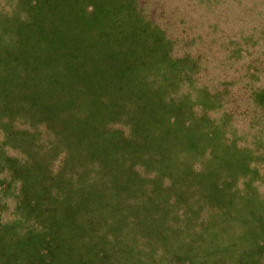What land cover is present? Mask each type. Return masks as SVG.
<instances>
[{"label": "rangeland", "instance_id": "1", "mask_svg": "<svg viewBox=\"0 0 264 264\" xmlns=\"http://www.w3.org/2000/svg\"><path fill=\"white\" fill-rule=\"evenodd\" d=\"M251 96L264 0H0V264H264Z\"/></svg>", "mask_w": 264, "mask_h": 264}, {"label": "trees", "instance_id": "2", "mask_svg": "<svg viewBox=\"0 0 264 264\" xmlns=\"http://www.w3.org/2000/svg\"><path fill=\"white\" fill-rule=\"evenodd\" d=\"M61 97L67 98V97H73V96H61ZM102 97L104 96H76V103H78V106L83 107L86 114L89 115L88 118H84V117L80 118V120L82 119L84 120L83 124L86 126V129H88L87 125H90V122L96 120L95 117H97L102 112L103 107H104L103 101H100ZM105 97H107L109 100H111L112 97H114L110 101L111 103L110 105L115 109H117L116 108L117 106L112 101H115L118 98L123 99V96H105ZM124 97L126 98L128 104H131V106L135 108L136 114L143 113V115H140V116L144 118H148V120L152 123H153L154 117H157V115L164 116L165 114L168 113V110L170 109V105L165 96H124ZM250 100H251V105L253 107L252 108V111H253L252 119L254 121V124L256 125L255 127L257 129L258 135H262V134L264 135V96H251ZM44 102L45 103L47 102L46 104H49L50 102H56L60 105H65V106H61L62 109H65L66 106H68L69 109L72 110L74 107L73 103H65L64 101H57L53 99L51 100L48 99ZM72 120L75 121V118H72ZM176 125H179V120L177 118H175L174 123L171 125V127H176ZM195 127H199V124L196 123ZM86 129L82 126V129L80 131L82 136L84 134L86 135V132H87ZM207 137L208 139H210L212 143L213 141L215 143L214 147L210 149V152H215L218 137L213 132H209L207 134ZM256 142H257V148L255 150L254 155L250 151L245 152V153L243 152L239 153V152H232V151L226 150L224 152L225 161L228 163L232 161V158L239 159L242 163V166L244 165V169H243L244 173H248L251 169L250 166L248 165V161L250 159L251 160L253 159L252 156H254V160H260V162H262L261 160L264 159V140L262 142L259 137V139L257 138ZM187 143L192 145L191 139H187ZM192 146L194 148V152L198 153L199 148L196 147V145H192ZM189 147L191 146L189 145ZM64 149L65 148H63V151H64L63 155L67 157V152H68V156H69L68 149L67 148L65 150ZM258 151L261 153L260 156H257ZM256 170L260 172L259 169H256ZM102 179H103V176H102ZM260 223L262 224L260 226H264L263 221H261Z\"/></svg>", "mask_w": 264, "mask_h": 264}]
</instances>
